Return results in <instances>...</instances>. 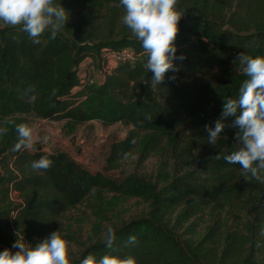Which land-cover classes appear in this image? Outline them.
<instances>
[{
	"label": "trees",
	"instance_id": "obj_1",
	"mask_svg": "<svg viewBox=\"0 0 264 264\" xmlns=\"http://www.w3.org/2000/svg\"><path fill=\"white\" fill-rule=\"evenodd\" d=\"M85 1L123 8L120 0ZM56 3L69 10L63 2ZM177 9L183 14L173 61L178 71H169L156 88L145 83L152 73L141 42L131 34H99L88 9L76 22L68 21L54 39L45 32L40 44H33L18 27L0 22V127L8 128L0 136V252L18 250L11 245L18 239L14 230L27 231L28 245L35 247L59 232L56 221L65 212L104 192L145 200L148 215L112 226L116 242L111 249L103 243L105 232L84 245L70 264H81L89 254L97 260L105 254L132 257L135 264H264V183L246 180L239 165L223 159L240 147L234 138L239 131L233 125L236 117L224 118L215 146L205 131V125L215 127L225 100L238 98L247 79L237 55H264V0H178ZM109 27L104 30L111 31ZM120 49L132 50L139 59L117 64L101 82L80 76L85 60L99 68L106 51ZM32 119L64 120L69 131L91 121L130 126L123 140L111 144L109 166L137 148L140 156L163 144L176 149L180 136L188 132L186 146L195 152L184 158L189 157L193 169L158 187L136 175L112 179L92 173L67 153L46 152L38 143L35 152L13 151L15 125L31 126ZM189 147L180 148L176 157ZM41 156H47L52 167L34 171L31 162ZM12 192L21 204L10 201ZM207 207L216 213L229 209V218L214 215L198 236L191 226L178 234L176 225ZM129 236L137 238L135 245L126 243Z\"/></svg>",
	"mask_w": 264,
	"mask_h": 264
},
{
	"label": "clouds",
	"instance_id": "obj_2",
	"mask_svg": "<svg viewBox=\"0 0 264 264\" xmlns=\"http://www.w3.org/2000/svg\"><path fill=\"white\" fill-rule=\"evenodd\" d=\"M120 4L125 13L123 24L141 42L148 57L146 68L152 73V79L145 83L150 88H156L164 82L169 71H178L173 62L176 59L175 40L179 33V21L183 16L177 9L178 0H120ZM68 20L67 10L56 0H0L2 25L18 27L27 33L33 44H40L45 32H49L54 39ZM236 62L247 79L239 89L238 98L225 100L221 119L215 121V127L205 125V131L208 143L215 146L225 127L224 118L235 116L233 125L239 131L234 138L240 147L223 159L229 164L239 165L246 180L250 178L264 183V55L252 56L241 52ZM169 79H175V76ZM15 131L18 140L13 151L35 152L37 140L33 128L21 123L15 125ZM7 132L8 128L0 127V136ZM216 158L219 159L220 155ZM52 164L47 156H41L32 161L30 167L34 171H46ZM115 242V230L108 228L103 243L111 249ZM126 243L135 245L137 238L129 236ZM12 247L18 250L0 252V264H70L68 243L59 232H53L35 247L18 237ZM81 264H135V261L132 257L119 258L110 254L97 260L89 254L81 260Z\"/></svg>",
	"mask_w": 264,
	"mask_h": 264
},
{
	"label": "rangeland",
	"instance_id": "obj_3",
	"mask_svg": "<svg viewBox=\"0 0 264 264\" xmlns=\"http://www.w3.org/2000/svg\"><path fill=\"white\" fill-rule=\"evenodd\" d=\"M57 1L63 2L69 8L67 12L70 23L76 22L78 17L88 9L90 14L95 16L96 25L93 28L99 34L109 35L113 38L123 34L133 35L131 30L123 24L122 17L125 14L123 8L105 3L90 4L85 0H73L72 3L69 0ZM106 27H109L111 31H105ZM105 71H107L105 65L98 68L91 62L89 65L83 66L80 75L89 81L97 82L103 77ZM66 123L64 120L32 119L31 127L34 130L37 143L46 152H65L92 173H101L112 179L136 175L162 187L165 180H170L173 176L179 178L187 168L193 169L189 157L184 158L185 154L191 153L192 155L195 152L193 147L186 146L188 132L180 136L176 149L167 148L163 144L161 148H157L158 150L140 156V150L137 148L125 159L109 166L106 163V158L111 144L123 140L131 127L119 123L104 126L98 121H91L77 125L69 131L65 129ZM188 147L189 149L183 151L180 157H176L180 148ZM10 198L14 204L22 203L21 198L15 192H12ZM148 211V203L141 198L97 192L65 212L57 219L55 226L62 235L61 237L68 243V258L70 260L78 255L84 245L101 237L108 228L119 226L136 218L146 217ZM214 215L215 217L218 215L222 218H229V209L216 213L207 207L195 218L176 225L177 232L182 235L191 226V230L196 232L195 236L201 235L206 226L212 222ZM174 216L171 217L172 222ZM14 217L13 214L12 218L14 219ZM13 232L18 237H22L26 244L29 243L28 238L31 235L27 231L21 233L14 230ZM14 243L11 242V245Z\"/></svg>",
	"mask_w": 264,
	"mask_h": 264
},
{
	"label": "built area",
	"instance_id": "obj_4",
	"mask_svg": "<svg viewBox=\"0 0 264 264\" xmlns=\"http://www.w3.org/2000/svg\"><path fill=\"white\" fill-rule=\"evenodd\" d=\"M138 59H139V55H137L135 52H133L130 49H120L118 51H106L104 53V61H103V66L105 65L107 68V71H105V73H108L112 69L111 67L112 65L115 67L119 63L133 64ZM102 80L103 77L97 82H101Z\"/></svg>",
	"mask_w": 264,
	"mask_h": 264
},
{
	"label": "crops",
	"instance_id": "obj_5",
	"mask_svg": "<svg viewBox=\"0 0 264 264\" xmlns=\"http://www.w3.org/2000/svg\"><path fill=\"white\" fill-rule=\"evenodd\" d=\"M89 63H91V60H89V59H87V60H85L81 65H80V72L82 71V68H83V66L85 67V66H87V65H89ZM90 68V67H89ZM88 68V69H89ZM87 69V70H88ZM81 76V75H80ZM82 77V76H81Z\"/></svg>",
	"mask_w": 264,
	"mask_h": 264
}]
</instances>
